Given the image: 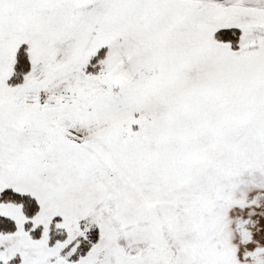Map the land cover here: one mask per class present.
<instances>
[{"label":"snow or ice","instance_id":"snow-or-ice-1","mask_svg":"<svg viewBox=\"0 0 264 264\" xmlns=\"http://www.w3.org/2000/svg\"><path fill=\"white\" fill-rule=\"evenodd\" d=\"M0 264H264V0H0Z\"/></svg>","mask_w":264,"mask_h":264}]
</instances>
